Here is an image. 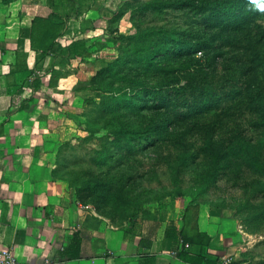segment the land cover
<instances>
[{"label": "rangeland", "instance_id": "1", "mask_svg": "<svg viewBox=\"0 0 264 264\" xmlns=\"http://www.w3.org/2000/svg\"><path fill=\"white\" fill-rule=\"evenodd\" d=\"M44 1L58 7L60 35L66 33L71 37L69 42L81 39L89 46L84 55L69 58L61 54L63 47L55 40L59 54L48 66L50 83L57 86L61 99L55 112L60 118L59 131L50 136L49 143L60 145L59 159L67 164L61 174L71 181L73 193L99 212H106L116 223L129 217L138 219L143 207L154 203L162 215L175 203H187L196 214L200 205L224 209L232 215L225 222L227 231L236 220L253 234L252 242L250 236L242 234L241 243L249 245L246 264H264V192H259L262 186L258 182L264 179L245 168V156L239 154L235 170L220 175L216 182H205V186L204 179H198L206 170L201 156L181 175V182H172L175 172L165 162L180 152L175 134L192 143L186 150L199 152L201 130L176 125L177 119L187 120L190 112L198 114L195 109L203 111L196 117H203L208 107L219 105L218 109L223 108L221 115L217 111L208 114L214 120L219 116L231 118L237 132L248 137L258 134L257 127L248 126L256 116L247 107L261 104L255 100L237 109L234 101L248 81L247 74L261 79L264 72L260 60L239 50L246 43L244 33L235 39L218 26L224 18H250L249 3L225 0L219 15L213 12L216 4L212 0H204L205 10L197 14L172 7L141 10L140 5L149 0ZM252 22L262 25L264 14ZM208 40L214 43L207 50L215 54L214 58L204 50L197 52L194 60L172 53L178 52V47ZM146 53L152 55L147 58ZM29 74L20 71L18 78ZM38 76L36 73L32 81ZM160 137H168V141L148 147L153 138ZM134 180L139 181L134 190L114 191ZM197 186L203 189L198 191ZM105 194L110 202L103 205L100 199ZM140 199V209L135 212L133 205ZM134 213L136 217L131 216ZM200 239L195 237L196 241ZM228 256L217 257V263L227 264Z\"/></svg>", "mask_w": 264, "mask_h": 264}, {"label": "crops", "instance_id": "2", "mask_svg": "<svg viewBox=\"0 0 264 264\" xmlns=\"http://www.w3.org/2000/svg\"><path fill=\"white\" fill-rule=\"evenodd\" d=\"M57 12L49 1L0 0V257L7 253L25 264L45 259L62 264H189L175 255L176 244L165 236L168 221H174L178 230L198 232L209 255H229L228 263L246 264L249 245L241 243L242 234L250 236L249 242L253 234L236 220L227 231L225 222L232 215L224 209L200 205L196 214L187 203H175L161 219L154 203L143 207L133 229L129 218L116 223L73 193L70 180L61 174L67 164L59 159L60 145L49 143L60 125L55 112L61 99L49 69L59 53L34 45L39 23ZM60 34L56 40L66 55L71 37ZM20 71L30 74L18 78ZM78 230L85 236L83 256L65 259L61 252Z\"/></svg>", "mask_w": 264, "mask_h": 264}, {"label": "trees", "instance_id": "3", "mask_svg": "<svg viewBox=\"0 0 264 264\" xmlns=\"http://www.w3.org/2000/svg\"><path fill=\"white\" fill-rule=\"evenodd\" d=\"M243 1L249 3V12L251 13L250 18H247L246 16L243 18L240 16H233L234 18L232 21H228L224 18L222 19L223 22L218 25L220 26L219 30L221 32L229 31L232 34V38L235 39L240 34L244 33L243 38H245L244 42L246 43L240 45L239 50L242 49L249 55L259 58L260 70L264 72V23L261 25L252 22L256 16L264 14V10H261V8L264 7V0H256L255 3H250L249 0ZM212 2L216 4V7L213 8V12L222 15L224 11L223 6L227 1L212 0ZM171 7L177 10L186 9L194 14H197L200 13L198 10L204 11L206 5L204 0H199V3H195L194 0H155V2L149 0L142 3L139 8L141 10H149L150 8L164 9ZM58 14L59 12H57V15L54 14L49 20L41 21L39 23L38 28L40 36L34 43L36 47H42L47 51H57L55 50L56 48L54 47V44L57 36L61 32V30L58 29L62 27ZM248 25H250L251 29L247 30L248 33H246L244 30ZM210 40H213V38ZM210 40L204 41L203 43L195 41L190 47H178V52L172 53L177 57L188 56L190 60H194V55L202 50L206 51L205 54L210 55L211 52H208L207 50L212 44H214ZM57 46L58 43H56V47ZM64 51L66 56H69V58L80 57L89 51V46L86 45L84 40L74 39L65 46ZM151 55V53L145 54L147 58ZM213 55L215 56V54ZM213 55L211 54L212 58H214ZM219 55L216 54V56L221 59L223 55ZM210 73L213 72L210 71ZM246 76H248V81L240 88V91L238 92V99L234 101V107H237V109L240 105H245L247 107V103L252 104L251 102L255 100L257 104H261L260 106L257 105L255 107H247L256 116L248 123L249 127H257L258 134L256 137H248L246 134L237 132L235 127L236 123L231 118L226 119L219 116L218 119L214 120L212 115H208L209 113H214V111H217L219 115H221L220 112L223 111V108L218 109L219 105H216L215 107H208L204 111L203 117H196V115L203 114V111L195 109L198 111V114H194L196 111H192L190 112L192 115H188L187 120L177 119L178 123L176 125L177 127H181L180 125L184 124L185 126H190L192 129H196L197 131L201 130V135H199L200 141L197 146V151L199 152L196 154L193 151L186 150L187 148H191L192 143L185 141V137L181 134H175L178 136V139L174 141L176 145L180 146V152L176 154L173 159L170 160L169 158H166L165 160L166 166L173 169L175 172L172 175L174 176L172 182H181V175L187 171L192 164H195L200 156L202 158L200 162L206 166V170L204 171V174L199 175L198 179H204L203 186H205V182L207 181H210L211 183L216 182L220 175L227 173L228 170H235L236 160L239 154L245 156V168L252 171V173H257L260 178L264 179V74L261 79L258 80L250 75V73ZM155 108L158 109L156 106ZM211 110H213V112ZM197 118H201V120H198ZM164 141H168V137L153 138L148 147H155ZM142 178L143 176H140V179ZM193 178L195 180V177ZM255 181L257 183V180ZM69 182L71 184V181ZM258 182L262 186V189H259V192H264V180ZM135 186H139V181L136 182L134 180L132 183H127L126 188L122 187L119 190L114 189V191H131L136 188ZM197 188L198 191L203 189V187L200 186H197ZM101 195L103 194L101 193ZM106 196L107 194L102 196L103 198L100 199V201L103 202V205L105 201L107 204L110 202ZM78 197L80 198V196ZM140 201L143 200L140 199L133 205L135 212L140 209ZM117 202V200L113 201V205H116ZM96 210L99 211V208H96ZM131 216L136 217L137 213H134ZM160 218L164 219L162 214H160ZM129 223L131 228L134 229L137 226V219H130L129 217ZM184 230V227L181 230H178L174 221H168L166 225L165 236L171 238L176 244L175 255L182 261L189 264H216L217 259L209 255L207 251L206 240L199 238L203 242L196 241L195 237L198 238V232L192 230L190 233L189 231ZM179 238H182L184 242L188 243V246L184 247L183 243L179 244ZM84 240V232L82 230L75 231L70 236L67 245L61 252V255L68 260L81 258L83 256L82 249L84 246Z\"/></svg>", "mask_w": 264, "mask_h": 264}, {"label": "built area", "instance_id": "4", "mask_svg": "<svg viewBox=\"0 0 264 264\" xmlns=\"http://www.w3.org/2000/svg\"><path fill=\"white\" fill-rule=\"evenodd\" d=\"M185 246H188V244L185 243ZM0 264H25V263H22L16 260L11 255L5 253L2 257H0ZM41 264H62V262L57 261V260H52V259H45ZM227 264H230V263H228L227 261Z\"/></svg>", "mask_w": 264, "mask_h": 264}, {"label": "clouds", "instance_id": "5", "mask_svg": "<svg viewBox=\"0 0 264 264\" xmlns=\"http://www.w3.org/2000/svg\"><path fill=\"white\" fill-rule=\"evenodd\" d=\"M250 3H255L256 0H249ZM261 10H264V7L261 8Z\"/></svg>", "mask_w": 264, "mask_h": 264}]
</instances>
